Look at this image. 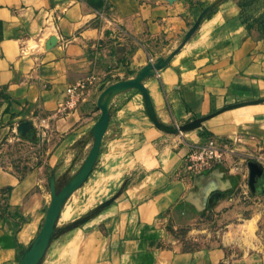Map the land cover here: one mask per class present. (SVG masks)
I'll list each match as a JSON object with an SVG mask.
<instances>
[{"label":"crops","instance_id":"obj_1","mask_svg":"<svg viewBox=\"0 0 264 264\" xmlns=\"http://www.w3.org/2000/svg\"><path fill=\"white\" fill-rule=\"evenodd\" d=\"M140 76L148 101L123 84ZM211 138L230 151L189 177ZM249 155L264 157V0H0V264L30 263L65 170L80 183L39 264H264Z\"/></svg>","mask_w":264,"mask_h":264},{"label":"water","instance_id":"obj_2","mask_svg":"<svg viewBox=\"0 0 264 264\" xmlns=\"http://www.w3.org/2000/svg\"><path fill=\"white\" fill-rule=\"evenodd\" d=\"M142 80H143V77L140 76L135 80H127L123 84L126 87H131V86L137 87L140 90V92L142 93L143 97L148 101L147 93H146V90L142 84ZM99 107L101 109V117L95 125L96 139H95L94 145L92 147L91 159H95L97 157L99 147H100V143H101L102 137L104 135V132L107 128V124H108L107 107L104 105H99ZM193 125H194L193 123H188V124L180 125V126L172 125L170 133L172 135L185 134V132L189 128H192ZM20 131H23V127H20ZM248 169H249V187L251 190H254V185L257 182V180L261 177L263 169L256 162L248 163ZM82 179H80V181ZM79 183L80 182L67 184L62 190H60L53 197L52 202H51V207H50L48 216L46 218L45 224H44L40 234L38 235V237L36 238L34 243H32V245H31L32 255H31V261L29 264H39L40 263V261L43 257L44 251L46 249L47 243H48L50 232L52 230L55 213H56L59 205L63 202V200L67 197V195L74 188L77 187V185Z\"/></svg>","mask_w":264,"mask_h":264},{"label":"built area","instance_id":"obj_3","mask_svg":"<svg viewBox=\"0 0 264 264\" xmlns=\"http://www.w3.org/2000/svg\"><path fill=\"white\" fill-rule=\"evenodd\" d=\"M79 88H81V85L66 89V96L58 108L59 113L74 106L76 93ZM174 126H180V124H174ZM183 135L184 134H179L174 136ZM230 149L229 143L222 144L214 138L209 139L206 144L193 145L190 147L189 153L183 160L182 169L189 177L203 174L217 164H220L223 161L224 155H226Z\"/></svg>","mask_w":264,"mask_h":264},{"label":"rangeland","instance_id":"obj_4","mask_svg":"<svg viewBox=\"0 0 264 264\" xmlns=\"http://www.w3.org/2000/svg\"><path fill=\"white\" fill-rule=\"evenodd\" d=\"M71 107H73V106H71ZM68 109H66L65 111H67ZM61 113H63V112H61ZM245 162H248V163H250V162H256V163L260 162L262 165H264V157H261V159H258L256 157L250 156V155L249 156H245ZM222 163H223V161L220 164H222ZM220 164H217V165H220ZM72 174H73V171L65 170V171L61 172L59 175H57L58 185H60V187H63V186H66L67 184H69L70 181L72 180ZM255 192L254 193H253V191H252V193L250 192V195L253 196V195H255L257 193V196H261L259 194V192H256V193ZM263 225H264V223L262 222L261 223V228L263 227Z\"/></svg>","mask_w":264,"mask_h":264},{"label":"bare ground","instance_id":"obj_5","mask_svg":"<svg viewBox=\"0 0 264 264\" xmlns=\"http://www.w3.org/2000/svg\"><path fill=\"white\" fill-rule=\"evenodd\" d=\"M257 164L260 165L262 167V169H263V166L259 162H257Z\"/></svg>","mask_w":264,"mask_h":264}]
</instances>
